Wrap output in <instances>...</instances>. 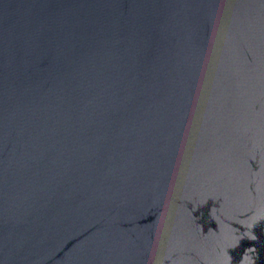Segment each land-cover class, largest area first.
Segmentation results:
<instances>
[{
	"label": "water",
	"instance_id": "1",
	"mask_svg": "<svg viewBox=\"0 0 264 264\" xmlns=\"http://www.w3.org/2000/svg\"><path fill=\"white\" fill-rule=\"evenodd\" d=\"M255 258L264 0H0V264Z\"/></svg>",
	"mask_w": 264,
	"mask_h": 264
},
{
	"label": "clouds",
	"instance_id": "2",
	"mask_svg": "<svg viewBox=\"0 0 264 264\" xmlns=\"http://www.w3.org/2000/svg\"><path fill=\"white\" fill-rule=\"evenodd\" d=\"M248 238L250 240H256L257 239V237L254 233H252ZM251 251L255 252V249L253 248V249H251ZM256 258H257V256H256ZM256 258L251 261V264H255ZM161 264H163V262H161Z\"/></svg>",
	"mask_w": 264,
	"mask_h": 264
}]
</instances>
